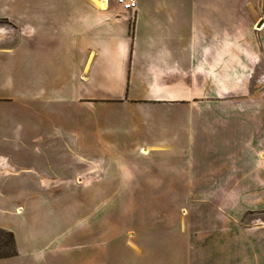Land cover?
I'll return each mask as SVG.
<instances>
[{"label":"crops","instance_id":"crops-1","mask_svg":"<svg viewBox=\"0 0 264 264\" xmlns=\"http://www.w3.org/2000/svg\"><path fill=\"white\" fill-rule=\"evenodd\" d=\"M261 18L253 0H138L135 11L124 10L117 0H0V105L28 98L24 89L17 95L16 84L53 83L58 73L69 72L80 102L118 100L152 112L168 107L162 108L168 120L159 125L164 137L137 152L163 156L164 173L147 179L148 186L167 185L156 192L90 189L95 161L86 163L72 187L58 189L62 180L29 155L35 144L38 156L48 158L58 146L55 132L42 124L25 127L16 148L0 151V228L14 233L17 249L0 257V264H105L96 254H73L105 245L90 236L89 227L80 240L37 219L35 198L41 192L74 191L198 198L186 208L194 220L182 224L195 243L193 264H264V237L250 232L243 220L246 213L264 211V110L227 104L239 82L235 69L260 65L261 51L249 37ZM28 38L34 39L33 49ZM15 46L23 53V66L16 68L5 58ZM58 52L64 54L62 71L42 72L38 62ZM95 82L122 85V94L111 88L107 97H89L95 95L85 86ZM61 145L73 148L71 142ZM126 245L139 251L134 240Z\"/></svg>","mask_w":264,"mask_h":264},{"label":"rangeland","instance_id":"rangeland-1","mask_svg":"<svg viewBox=\"0 0 264 264\" xmlns=\"http://www.w3.org/2000/svg\"><path fill=\"white\" fill-rule=\"evenodd\" d=\"M253 1L258 16L262 18L255 22V34L249 40L261 51L260 65L243 71L235 69V80L239 82L234 84L235 97L227 104L233 108L264 110V29L258 34L264 25V0ZM262 20L263 23L258 26ZM27 40L33 49L34 39ZM5 56L15 68L19 64L23 66V53H19L16 46ZM63 56L58 52L51 54L49 60L41 59L38 62L41 71L61 72ZM238 72L241 74L237 75ZM56 79L53 83L12 86L19 93L17 95H21L24 89L28 98L21 95L13 102L0 105V151L16 148L24 137L25 127L42 124L48 131L55 132L58 146L48 158L43 159L38 156L33 144L29 155L62 180L58 189L72 187L71 180L88 169L86 163L95 161L97 168L92 172H95L96 179L90 184V189H102L107 194L149 192L146 191L149 188L155 192L165 190L167 185H147L150 175L164 173L163 156L155 153L147 157L137 152L141 145L153 138L164 137L159 125L168 120L162 109L168 107L160 106L159 110L152 112L150 109L142 110L132 102L118 100L83 103L76 98L81 91L78 85L71 82L69 72L64 76L58 73ZM120 87L95 82L86 85L84 90L95 95L89 97L104 98L110 95L111 88L116 89L114 93L117 96L122 94L123 87ZM84 90L82 94L86 93ZM189 107L192 108L186 105V108ZM154 124L159 126L160 131L151 132L154 131ZM65 142L73 143V148L68 150L63 147L61 144ZM142 153L147 154L148 151ZM74 192L66 196L58 193L49 196L41 192V196L35 198V206L40 211L38 221L58 224L57 230L63 235L81 240L89 227L90 232H94L90 236L105 241V245L95 251L91 248L75 249V257L96 254L105 264H193L195 243L193 241L191 245L182 224L190 225V219L194 220L186 208L194 206L198 198L83 196ZM209 199L205 198L207 204ZM243 220L250 232L256 231L264 237V211L246 213ZM128 240L136 241L139 251L130 249L126 245ZM7 241L8 233L0 231V254L11 249L6 247Z\"/></svg>","mask_w":264,"mask_h":264},{"label":"trees","instance_id":"trees-1","mask_svg":"<svg viewBox=\"0 0 264 264\" xmlns=\"http://www.w3.org/2000/svg\"><path fill=\"white\" fill-rule=\"evenodd\" d=\"M1 232H6L9 235V241L6 242V247H11V249L9 251H3L0 254V257H5V256H11L17 253V249H16V245H15V237H14V233L9 231V230H5L3 228H0Z\"/></svg>","mask_w":264,"mask_h":264},{"label":"built area","instance_id":"built-area-1","mask_svg":"<svg viewBox=\"0 0 264 264\" xmlns=\"http://www.w3.org/2000/svg\"><path fill=\"white\" fill-rule=\"evenodd\" d=\"M117 2L124 10L135 11L138 7V0H117Z\"/></svg>","mask_w":264,"mask_h":264},{"label":"water","instance_id":"water-1","mask_svg":"<svg viewBox=\"0 0 264 264\" xmlns=\"http://www.w3.org/2000/svg\"><path fill=\"white\" fill-rule=\"evenodd\" d=\"M263 23V20L260 22V24L259 25H261Z\"/></svg>","mask_w":264,"mask_h":264},{"label":"bare ground","instance_id":"bare-ground-1","mask_svg":"<svg viewBox=\"0 0 264 264\" xmlns=\"http://www.w3.org/2000/svg\"><path fill=\"white\" fill-rule=\"evenodd\" d=\"M260 26V25H259ZM144 152H146V151H144Z\"/></svg>","mask_w":264,"mask_h":264}]
</instances>
